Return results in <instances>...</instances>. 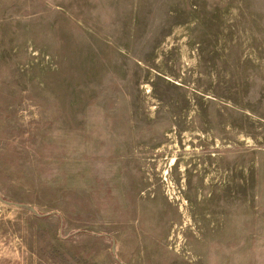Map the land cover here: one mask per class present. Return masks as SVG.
Instances as JSON below:
<instances>
[{
	"label": "rangeland",
	"instance_id": "obj_1",
	"mask_svg": "<svg viewBox=\"0 0 264 264\" xmlns=\"http://www.w3.org/2000/svg\"><path fill=\"white\" fill-rule=\"evenodd\" d=\"M0 264H264V0H0Z\"/></svg>",
	"mask_w": 264,
	"mask_h": 264
},
{
	"label": "bare ground",
	"instance_id": "obj_2",
	"mask_svg": "<svg viewBox=\"0 0 264 264\" xmlns=\"http://www.w3.org/2000/svg\"><path fill=\"white\" fill-rule=\"evenodd\" d=\"M147 87H148V88H150V86H149L148 84H147ZM189 136H190V135H187V138H190ZM174 139H175V138H174ZM175 140H176V139H175ZM187 145H188V144H187ZM177 146H178V145H177ZM186 147H189V146H186ZM174 154H175V153H174ZM172 160H173V159H172ZM172 162H173V161H172ZM182 168L185 170V168H184V165H183V164H182Z\"/></svg>",
	"mask_w": 264,
	"mask_h": 264
},
{
	"label": "water",
	"instance_id": "obj_3",
	"mask_svg": "<svg viewBox=\"0 0 264 264\" xmlns=\"http://www.w3.org/2000/svg\"><path fill=\"white\" fill-rule=\"evenodd\" d=\"M11 203V202H10Z\"/></svg>",
	"mask_w": 264,
	"mask_h": 264
}]
</instances>
